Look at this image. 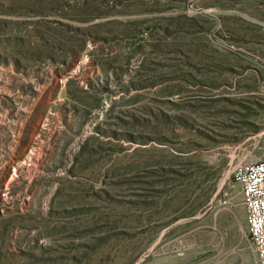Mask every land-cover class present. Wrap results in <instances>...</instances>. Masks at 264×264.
<instances>
[{"label": "rangeland", "instance_id": "obj_1", "mask_svg": "<svg viewBox=\"0 0 264 264\" xmlns=\"http://www.w3.org/2000/svg\"><path fill=\"white\" fill-rule=\"evenodd\" d=\"M263 155L264 0H0V264H256Z\"/></svg>", "mask_w": 264, "mask_h": 264}, {"label": "built area", "instance_id": "obj_2", "mask_svg": "<svg viewBox=\"0 0 264 264\" xmlns=\"http://www.w3.org/2000/svg\"><path fill=\"white\" fill-rule=\"evenodd\" d=\"M233 184L240 194L245 214V227L256 264H264V155L241 161L231 172Z\"/></svg>", "mask_w": 264, "mask_h": 264}]
</instances>
